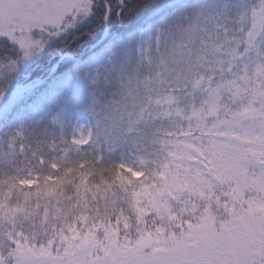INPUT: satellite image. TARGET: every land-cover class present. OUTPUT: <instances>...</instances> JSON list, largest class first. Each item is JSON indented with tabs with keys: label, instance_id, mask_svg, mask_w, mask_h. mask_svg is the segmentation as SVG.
I'll return each mask as SVG.
<instances>
[{
	"label": "snow or ice",
	"instance_id": "6c2138e0",
	"mask_svg": "<svg viewBox=\"0 0 264 264\" xmlns=\"http://www.w3.org/2000/svg\"><path fill=\"white\" fill-rule=\"evenodd\" d=\"M0 264H264V0H0Z\"/></svg>",
	"mask_w": 264,
	"mask_h": 264
},
{
	"label": "trees",
	"instance_id": "16d2710c",
	"mask_svg": "<svg viewBox=\"0 0 264 264\" xmlns=\"http://www.w3.org/2000/svg\"><path fill=\"white\" fill-rule=\"evenodd\" d=\"M134 20V17H130L129 18V21H126L125 23L127 24V23H129V22H132ZM98 22V21H97ZM97 22H94V27H92L90 30L91 31H95V24L97 23ZM117 27H120V25H116ZM89 27H90V25H89ZM85 31H89V29H86ZM92 39V37H89V36H87V35H85L83 38H82V40H80V41H78V44H80V45H84L85 47L87 46V44H88V42L90 41ZM55 54V51L53 50V51H51L48 55L49 56H51V55H54ZM37 71H40V68H37Z\"/></svg>",
	"mask_w": 264,
	"mask_h": 264
},
{
	"label": "rangeland",
	"instance_id": "374dc122",
	"mask_svg": "<svg viewBox=\"0 0 264 264\" xmlns=\"http://www.w3.org/2000/svg\"><path fill=\"white\" fill-rule=\"evenodd\" d=\"M90 27H94V22H93V24H92V25H90Z\"/></svg>",
	"mask_w": 264,
	"mask_h": 264
}]
</instances>
